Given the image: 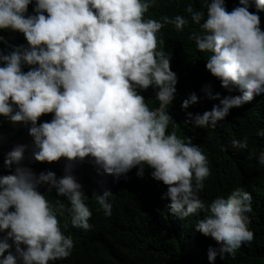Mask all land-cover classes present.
Listing matches in <instances>:
<instances>
[{"label": "clouds", "instance_id": "obj_1", "mask_svg": "<svg viewBox=\"0 0 264 264\" xmlns=\"http://www.w3.org/2000/svg\"><path fill=\"white\" fill-rule=\"evenodd\" d=\"M155 3L0 0V30L19 32L25 40L19 45L4 41L0 49V117L26 129L30 138L14 143L3 161L11 171L0 174V264H51L71 255L74 241L62 231L58 216L67 212L72 227H93L88 196L73 172L85 158L117 179H128L134 167L143 178L148 168L167 186L161 199H169L172 214L183 219L203 213L194 227L217 241L207 247L209 261L235 256L254 239L250 192L236 187L210 202L200 197L210 175L208 159L198 144L176 133L169 108L178 77L158 34L165 25L178 32L198 26L188 38L199 52L210 53L205 68L229 94L214 92L211 83L202 86L203 97L189 93L182 109L204 98L219 103L202 113L186 111L183 123L215 129L231 108L264 94V0H238L231 11L226 0H208L206 8L186 4L187 16L145 17ZM149 87L155 93L149 99L157 102L151 107L142 94ZM45 114L51 119L40 120ZM255 134L264 137V128ZM248 139L232 136L230 145L248 150L249 160L255 157L264 165V149H249ZM61 158L59 177L25 163ZM53 191L55 207L45 194ZM108 194L92 193L105 216L112 214Z\"/></svg>", "mask_w": 264, "mask_h": 264}, {"label": "trees", "instance_id": "obj_2", "mask_svg": "<svg viewBox=\"0 0 264 264\" xmlns=\"http://www.w3.org/2000/svg\"><path fill=\"white\" fill-rule=\"evenodd\" d=\"M207 2L208 0H156L145 17L158 19L165 14L187 16L184 12L186 4L191 3L194 9H199L206 8ZM237 3L238 0H226L227 10L231 11ZM28 10L32 11L31 5ZM260 17L264 26V11L260 12ZM193 30L198 31V26L190 24L182 32H178L174 26L165 25L158 34L164 41V50L172 53L170 67L178 77L175 99L169 112L177 122V135L190 138L207 156L210 175L204 181L205 187L200 193L203 200L210 202L217 195L226 194L236 187H242L251 193L252 210L248 215L254 239L242 245L235 256L225 254L221 259L217 255L214 261H209L207 247L209 244L215 245L217 241L196 231L194 227L197 217H202L203 213L183 219L172 214L167 208L169 199H161L167 186L154 180L148 168H145L143 178L135 175L134 167L127 173L128 179H117L111 174H105L85 158L75 165L73 172L88 196L85 203L92 210L89 222L93 227L90 230L72 227L67 212L62 217L58 216L62 231L66 235L71 234L74 248L69 257L51 264H264V165H259L255 157L249 160L248 150L230 145L232 136L247 135L249 149L256 152L264 149V137L255 134L258 128H264V94L254 96L240 107L231 108L215 129L199 128L190 122L183 123L187 119L186 111L202 113L219 103L218 100L204 98L189 108L182 109V100L189 93L195 91L198 97H203L202 86L211 83L214 92H220L221 96L229 94L206 70V59L210 53H202L196 49L195 42L188 38ZM0 37H3L0 49L5 48L4 41L8 45L25 43L19 32L0 30ZM142 94L150 107L156 105L154 99H149L155 95L151 87ZM51 115H42L40 120H50ZM28 139L26 129L13 127L0 117V174L11 171L3 167L5 153L14 143ZM25 163L37 172L48 169L54 171L57 177L63 175L64 158L51 163ZM39 190L44 192L45 188L41 187ZM105 191L109 192L106 199L112 205L110 216L104 215L92 196L93 192L103 194ZM45 194L55 207V192ZM60 199L64 200L63 197ZM64 202L67 204L66 200ZM65 224L68 225L66 228Z\"/></svg>", "mask_w": 264, "mask_h": 264}]
</instances>
